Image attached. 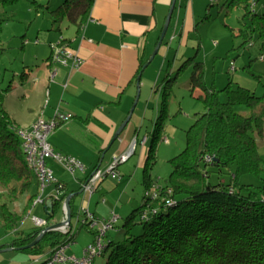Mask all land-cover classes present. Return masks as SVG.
Segmentation results:
<instances>
[{
  "label": "trees",
  "instance_id": "16d2710c",
  "mask_svg": "<svg viewBox=\"0 0 264 264\" xmlns=\"http://www.w3.org/2000/svg\"><path fill=\"white\" fill-rule=\"evenodd\" d=\"M17 1L0 0V5L5 7ZM94 2L64 0L50 11L53 26L57 25L61 31V23L67 20L81 30L91 16ZM249 4L250 0H228L224 7L231 11L245 6L247 12L243 20L249 19V23L245 22V28L233 35L244 37V46L252 34L258 32L264 49V14L249 10ZM3 23L4 19L0 18V41ZM149 58L141 60L130 83L142 77ZM194 62L191 91L200 90L197 97L205 111L187 129L185 148L169 160L172 172L167 185L157 187V197L145 194L141 206L125 218L122 240H109L105 248L110 249L106 264H264V187L240 182L244 174L260 177L264 173V158L253 135H264V92L257 95L248 87L234 84L232 79L222 90L210 87L205 81L204 63ZM257 78L264 84V77L258 75ZM9 87L0 89V227L14 231L32 208L38 180L26 161L19 126L5 106ZM221 91L226 92V101L220 99ZM237 104L246 105L250 114L246 116L237 111ZM166 105L164 102L144 161V183L148 189L155 185L151 169L157 161L156 141L166 127ZM206 155L214 158L208 161ZM209 166L217 167L219 172L230 171L232 181L212 184ZM33 187L35 191L30 194ZM68 195L65 191L59 200L55 199L47 220L62 210L63 200ZM23 196H27L26 204L20 208ZM75 197L71 199L72 217L80 214L74 209ZM137 213L138 221L135 220ZM138 224L142 231L133 234L132 228ZM45 227L14 238L11 245L36 259L46 252L47 246L51 251L74 236L71 222L68 233L47 231L38 243L26 247Z\"/></svg>",
  "mask_w": 264,
  "mask_h": 264
},
{
  "label": "rangeland",
  "instance_id": "374dc122",
  "mask_svg": "<svg viewBox=\"0 0 264 264\" xmlns=\"http://www.w3.org/2000/svg\"><path fill=\"white\" fill-rule=\"evenodd\" d=\"M63 1L18 0L13 5L5 7L0 5V18L4 19L0 41V89H6L10 85L6 96L7 110L12 117L14 116L12 112L22 108L27 102L24 90L32 81L30 75L37 68V64L50 53V37L59 36L60 31L57 29V25L53 26L50 11ZM225 1L195 0L194 21L190 27L187 24V29L184 28L182 32V22L189 1L183 0L181 3V0H178L171 26L161 45L162 48L160 47L158 53L145 69L142 76L143 83L141 82L139 89L137 88L138 92L141 93L138 98L139 103L135 106L133 113L144 115V118L141 126L138 127L137 151L128 161L121 163L118 167L120 174L126 177V180L122 183L114 180L117 185L111 189L106 190L103 186L99 187L90 201L91 212L95 211L97 216L102 217L101 215H109L111 212L119 216L114 227L108 230L104 242L122 240L126 229L125 218L141 206L145 194H153L158 189L157 187L167 185V180L172 172L169 160L185 148L187 129L205 111L203 102L197 97L200 90L191 91L190 79L194 61L204 63L205 81L210 87L222 90L232 79L234 84L248 87L257 95L263 94L264 84L257 78L258 75L264 77V49L261 47L262 41L258 37L259 33H253L250 41H247L243 46L244 37L234 36L233 33L238 34L239 29L245 28V22L249 23V19L243 20L247 10L242 5L229 11L223 6ZM181 7L180 25L172 37ZM249 10H252L250 6ZM255 11L264 14L263 1L259 2ZM67 24H69L68 21L61 23L62 32L69 31L66 28ZM185 30L189 31L184 34ZM166 47L167 51L165 50ZM155 49L156 46L153 47L152 53ZM28 72L30 75L26 74ZM138 92L136 96H138ZM219 97L222 101H226V92L221 91ZM135 101L136 99L124 104V108L128 109L124 121L131 112ZM164 102L167 104L166 109L168 111V116L165 119L166 127L162 136L156 141L157 161L151 169V178L155 185L148 189L144 183V166H139L140 152L143 145L146 144L148 153L153 139L152 132L158 117L162 114ZM146 108H148V113L143 114ZM236 109L243 115L248 116L250 114L248 107L244 104H237ZM253 135L257 139L260 154L264 158V135L258 136L257 133H253ZM144 136H147L148 139L143 140ZM165 138L168 139V142L165 141ZM107 163L104 162L102 169H107L113 162L108 165ZM90 169L91 167L88 172ZM123 169H127V171L125 172ZM208 170L211 171L209 182L212 184L221 181L230 183L232 181V173L226 169L219 172L217 167L209 166ZM70 175L68 174V176ZM240 182L252 184L254 187H264V173L260 177L250 173L244 174L240 176ZM125 184H130V186L123 195L122 190H125ZM50 190L51 187H48L47 192ZM34 191L35 188L33 187L30 194H33ZM83 196L84 194L81 193L74 198L76 213L80 211ZM26 197L23 196L19 201L20 208L25 206ZM103 198L106 199V202H103ZM128 199L131 202L126 205ZM29 212L30 210L19 226L20 228L23 227L25 231H29L33 216L46 220L47 224L57 223L64 219V213L60 209L47 220L44 204L41 203L34 206L30 214ZM83 215L80 212L79 216L72 217L71 221L73 224L72 233L77 235L78 243H84L93 237V234L82 225ZM139 219L140 215L137 213L135 220L138 221ZM141 231L142 226L140 224L132 228L133 234H140ZM11 235L0 227V238H5L4 242L13 239L14 237ZM45 249L46 252L37 261H31L29 259L31 256L28 254L24 255L31 263L33 262L32 264H38L39 261H45L50 257L51 247L47 246ZM109 252L110 249H107L102 255H98L94 264H106Z\"/></svg>",
  "mask_w": 264,
  "mask_h": 264
},
{
  "label": "crops",
  "instance_id": "0c3cea01",
  "mask_svg": "<svg viewBox=\"0 0 264 264\" xmlns=\"http://www.w3.org/2000/svg\"><path fill=\"white\" fill-rule=\"evenodd\" d=\"M188 1L182 22V32L187 24L190 27L194 21L195 0ZM227 1L223 3V6ZM177 3L178 0H176V8ZM171 4L172 0H95L91 16L81 30L74 25L67 24L68 32L61 30L59 36H51L49 55L37 64V68L31 75L30 72L26 73L32 77V81L24 90L27 102L22 108L12 112L17 126H31L42 113L46 119H51L55 116L56 107L61 112L73 114V118L61 123L48 136L55 151L74 155L86 163L88 169L91 167L89 172L87 169L88 173H78L76 179L60 165L50 163L56 178L65 184V191L69 194L81 189L80 180L88 176L95 167L103 168L105 161L108 165L115 157L128 152H131V157L137 151L138 127L141 126L144 115L133 113L120 136L115 141L112 139L127 114L128 109L124 108V104L127 101L133 102L137 97V82H130L141 60H146L152 55V49L157 45ZM181 13L182 7L172 37L179 28ZM186 31L189 30H185L184 34ZM60 38H63L69 47L83 59L79 68L74 69L69 65L54 62L53 58L50 59L53 56L52 44L57 43ZM165 50L167 51V47ZM52 74H54L53 77ZM140 93L139 91V97ZM47 98H49V104L46 105ZM156 103L158 106V100ZM5 106L8 109L7 96ZM146 109L143 114L148 113V108ZM145 139L148 137L144 136L143 140ZM146 155L147 146L144 144L140 152V167L144 166ZM123 170L127 171V169ZM114 180L122 183L126 177L122 174L121 179L107 177L99 187L103 186L106 190L111 189L117 185ZM129 186L130 184H125V190H122L123 195ZM48 187H51V190L47 192ZM55 193L54 184L46 187V199ZM82 200L84 201V197ZM103 202H106L105 198ZM129 202L131 201L128 199L126 205ZM89 210L91 211L90 203ZM92 213L101 220H107L115 214L111 212L109 215L99 217L95 211ZM39 228L32 221L29 231L19 227L14 231L6 232L16 238L26 236ZM86 228L92 234L97 231L96 228ZM94 238L95 234L84 243H78L77 235L74 234L72 243L66 250L67 254L81 256ZM13 239L4 242L5 238H0V249H7L0 253V264H32V260L37 261L32 254L11 245ZM108 242L109 240L106 245ZM2 245L5 246L1 247ZM24 254L30 255L31 261ZM43 262L39 261L38 264Z\"/></svg>",
  "mask_w": 264,
  "mask_h": 264
},
{
  "label": "built area",
  "instance_id": "2783aa9c",
  "mask_svg": "<svg viewBox=\"0 0 264 264\" xmlns=\"http://www.w3.org/2000/svg\"><path fill=\"white\" fill-rule=\"evenodd\" d=\"M260 1H263L264 6V0H250L249 6L253 11H255V8L258 6ZM52 49L54 62L69 65L74 69L79 68L83 63V59L78 55V53L69 47L63 38H60L57 43L52 44ZM53 76L54 74H52V77ZM64 86L66 87V85ZM47 104H49V98L46 100V105ZM71 118H73L72 113L61 112L56 107L55 116L53 118L46 119L42 113L31 126L18 128V134L22 141V148L25 153L26 161L38 180L37 196L33 201L32 208L40 203L45 204V190L48 185H55L56 193L52 196L53 198L59 200L65 193V184L56 178L54 169L50 165L51 162L60 165L76 179L78 178L76 177L78 172L84 174L87 172L88 165L86 163L74 155L55 151L48 140L49 134L57 126L67 120H70ZM165 141L168 142V139L165 138ZM130 155L131 152H128L115 157L113 163L107 169L95 167L88 176L80 180V190H82V193L84 194V201L79 213L81 212L84 214V217L81 219L82 225H87L90 229H97L93 242L86 246L81 256L67 254L66 250L71 245L72 238L67 242L59 243L53 250H51L50 257L42 264H94L95 258L104 253L107 246L106 242H104V238L107 236L108 230L114 227V223L117 221L118 216L113 214L107 220L98 219L89 210V203L91 197L97 191L99 185L105 178L112 177L114 179H121L118 167L121 163L126 162ZM205 158L210 161L214 158V156L206 155ZM147 194L157 197L156 191L153 194ZM32 208L30 209L29 214L31 213ZM62 210L65 220L67 217L65 199L62 203ZM32 221L40 228L47 225L46 220L37 216H33ZM70 226L71 225L66 224L61 227L60 230L63 233H68L71 229ZM36 259L38 260V258Z\"/></svg>",
  "mask_w": 264,
  "mask_h": 264
},
{
  "label": "water",
  "instance_id": "95a60500",
  "mask_svg": "<svg viewBox=\"0 0 264 264\" xmlns=\"http://www.w3.org/2000/svg\"><path fill=\"white\" fill-rule=\"evenodd\" d=\"M175 7H176V0H172V4H171V7L169 9V12L166 16V19H165V22H164V25L162 27V31H161V34H160V38L157 42V45H156V49L154 51V53H152V55L150 56L148 62L145 64V68L149 65V63L153 60V58L155 57V55L158 53L160 47H161V44L164 40V38L166 37V34L168 32V29H169V26H170V23H171V19H172V16H173V13H174V10H175ZM140 80H141V77L138 78L137 80V87L139 89L140 87ZM138 98H139V92H138V96L136 98V101L134 103V106L131 110V112L129 113L128 117L126 118V120L121 124V126L118 128V130L115 132L114 136H113V139L112 141H115L119 136L120 134L122 133V131L124 130V128L126 127V125L128 124V122L130 121L131 117H132V114H133V111L135 109V106L137 105V102H138ZM82 193V190H79L78 192H74V193H70L66 198H65V204H66V207H67V217L66 219L60 221V222H57V223H53V224H50L48 226H46L44 229H42V231L40 232V234L35 238V240L30 243L29 245H27L26 247H32L34 246L36 243H38L40 241V239L42 238V236L44 235L45 232L47 231H51V230H60L61 227H63L64 225L66 224H69L71 225V221H72V206H71V199L73 196H78ZM56 198H53V197H49L45 200V204H44V208H45V211L46 213L49 215L53 212V206H54V201H55ZM8 249H11V248H8ZM7 249H0V253L1 252H4L6 251Z\"/></svg>",
  "mask_w": 264,
  "mask_h": 264
}]
</instances>
